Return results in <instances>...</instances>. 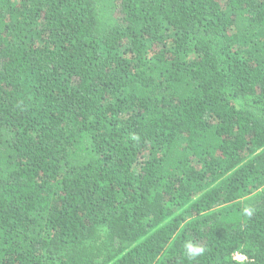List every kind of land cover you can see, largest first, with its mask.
<instances>
[{"label":"trees","instance_id":"trees-1","mask_svg":"<svg viewBox=\"0 0 264 264\" xmlns=\"http://www.w3.org/2000/svg\"><path fill=\"white\" fill-rule=\"evenodd\" d=\"M0 264H264V0H0Z\"/></svg>","mask_w":264,"mask_h":264},{"label":"clouds","instance_id":"clouds-1","mask_svg":"<svg viewBox=\"0 0 264 264\" xmlns=\"http://www.w3.org/2000/svg\"><path fill=\"white\" fill-rule=\"evenodd\" d=\"M185 248L189 254L190 259L195 258L196 254L201 253L203 251V249L197 248L193 246L191 243L186 244Z\"/></svg>","mask_w":264,"mask_h":264},{"label":"built area","instance_id":"built-area-1","mask_svg":"<svg viewBox=\"0 0 264 264\" xmlns=\"http://www.w3.org/2000/svg\"><path fill=\"white\" fill-rule=\"evenodd\" d=\"M235 258L238 260V261H244V260H246V258L244 257V256H242V255H239V254H236L235 255Z\"/></svg>","mask_w":264,"mask_h":264}]
</instances>
